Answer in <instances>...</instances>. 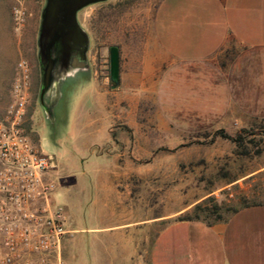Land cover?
<instances>
[{
  "label": "rangeland",
  "instance_id": "374dc122",
  "mask_svg": "<svg viewBox=\"0 0 264 264\" xmlns=\"http://www.w3.org/2000/svg\"><path fill=\"white\" fill-rule=\"evenodd\" d=\"M147 1H124L118 37L102 32L99 9L95 25L82 26L85 58L113 90L108 115L90 88L75 91L70 77L57 88L42 83L38 93L30 77L24 129L57 172L72 178L59 174L50 195L69 229L61 246L66 264H122L123 250L133 252L130 264H146L153 235L169 221L212 223L264 203V50L230 43L202 61L155 63V48L142 49ZM21 3L27 15L17 22L16 0H0V116L15 63L24 59L31 75L37 30L46 22L45 0ZM109 46L119 54L117 84L109 79ZM105 123L113 125L100 145ZM114 187L128 193V203ZM118 214H129L125 224Z\"/></svg>",
  "mask_w": 264,
  "mask_h": 264
},
{
  "label": "crops",
  "instance_id": "0c3cea01",
  "mask_svg": "<svg viewBox=\"0 0 264 264\" xmlns=\"http://www.w3.org/2000/svg\"><path fill=\"white\" fill-rule=\"evenodd\" d=\"M85 1L74 13L78 30L84 33L83 25L85 29L92 28L99 9L102 32L117 34V37L124 32L125 0ZM140 13L142 17L149 18V35L143 41L142 49H149L150 44L155 48L152 55L155 63L161 64L164 58L202 61L230 43L264 50V0H148ZM46 46V41L39 46L36 40L35 62L30 77L31 82L36 84L37 93L47 64L44 56ZM115 48L116 81L111 80L110 72L109 79L117 84L120 81V62ZM51 49L64 51L50 52L49 83L57 88L60 78H72L75 91L90 88L99 99L105 115H108L109 109L114 106V102L109 101L113 90L98 81L96 69L85 58L86 47L82 51L84 64L79 67L70 65L71 58L78 55V49L71 45ZM149 53L152 52L149 50ZM103 125L100 145L110 138L113 124ZM100 158L103 156L100 155ZM59 174L72 182V178L66 176L67 172L61 170ZM60 183L65 185L62 181ZM115 189L116 194L128 203V193L124 189ZM125 207L129 210L130 204ZM128 217L129 214L126 217L120 215L118 225L125 224ZM121 253L122 264H130L133 252L123 250ZM146 264H264V203L238 207L224 220L212 223L184 218L169 221L153 235Z\"/></svg>",
  "mask_w": 264,
  "mask_h": 264
},
{
  "label": "built area",
  "instance_id": "2783aa9c",
  "mask_svg": "<svg viewBox=\"0 0 264 264\" xmlns=\"http://www.w3.org/2000/svg\"><path fill=\"white\" fill-rule=\"evenodd\" d=\"M21 1L12 6L17 22L27 15ZM14 68L10 102L0 116V264H66L61 246L69 229L50 199L61 177L24 129L30 68L24 59Z\"/></svg>",
  "mask_w": 264,
  "mask_h": 264
},
{
  "label": "water",
  "instance_id": "95a60500",
  "mask_svg": "<svg viewBox=\"0 0 264 264\" xmlns=\"http://www.w3.org/2000/svg\"><path fill=\"white\" fill-rule=\"evenodd\" d=\"M84 3H86L85 0H45L46 22L44 23V26L38 27L36 39L39 46L42 41L47 42L44 54L47 64L42 73L40 84L43 83V85H46L49 83L48 69L51 62V59L49 58L50 52L64 51V49L54 50L51 49V47H67L69 45L73 46L75 49L79 50V53L77 56H73L71 58L70 65L73 67H79L84 64L82 51L86 47V41L84 34L78 30L74 17L75 10ZM52 32L53 34L56 33L58 35L52 36ZM109 52L110 78L112 81H116V48L110 47Z\"/></svg>",
  "mask_w": 264,
  "mask_h": 264
},
{
  "label": "trees",
  "instance_id": "16d2710c",
  "mask_svg": "<svg viewBox=\"0 0 264 264\" xmlns=\"http://www.w3.org/2000/svg\"><path fill=\"white\" fill-rule=\"evenodd\" d=\"M224 137H226V138H230V136H228V135H224ZM234 211V210H233ZM179 219H181V218H179ZM184 219H198L196 216H194V217H184Z\"/></svg>",
  "mask_w": 264,
  "mask_h": 264
},
{
  "label": "flooded vegetation",
  "instance_id": "af4514ba",
  "mask_svg": "<svg viewBox=\"0 0 264 264\" xmlns=\"http://www.w3.org/2000/svg\"><path fill=\"white\" fill-rule=\"evenodd\" d=\"M109 55H110V52L108 50V63H109ZM108 72H109V64H108Z\"/></svg>",
  "mask_w": 264,
  "mask_h": 264
}]
</instances>
